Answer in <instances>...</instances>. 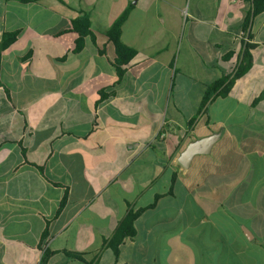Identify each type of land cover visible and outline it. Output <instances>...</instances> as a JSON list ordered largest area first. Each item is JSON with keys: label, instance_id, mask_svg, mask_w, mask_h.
<instances>
[{"label": "crops", "instance_id": "crops-1", "mask_svg": "<svg viewBox=\"0 0 264 264\" xmlns=\"http://www.w3.org/2000/svg\"><path fill=\"white\" fill-rule=\"evenodd\" d=\"M249 9L0 0V38L17 33L0 56V264H41L45 251L44 264H264V99L251 107L264 90V11L246 33L251 69L199 111L240 61ZM125 10L120 41L135 56L118 76L105 32ZM83 15L94 41L75 52ZM213 133L210 153L182 168L187 144ZM154 202L115 258L118 222Z\"/></svg>", "mask_w": 264, "mask_h": 264}, {"label": "trees", "instance_id": "trees-1", "mask_svg": "<svg viewBox=\"0 0 264 264\" xmlns=\"http://www.w3.org/2000/svg\"><path fill=\"white\" fill-rule=\"evenodd\" d=\"M21 3H27L29 0H17ZM250 4V9L245 15V18L242 23V32L245 34V38L242 39V50L240 54V61L237 66L226 75H222L218 80L206 86L203 93V98L199 107V111L205 109L207 104L210 103L214 98L220 97L225 98L228 96L232 86L235 81L242 76H244L252 66V54L251 51L256 47L255 44L249 43L248 40L251 38L248 34L249 28L252 24V21L255 17L263 13L264 11V0H244ZM128 15V11L125 10L109 27L105 32L107 39L113 44L115 49V59L113 61V67L118 76H121L123 70L122 67L127 65L131 59L135 56V51L127 46H125L120 41V29L123 23L125 22ZM72 29L77 33L78 38L75 41V52H79L84 46V38L89 36L92 41H94L93 33L90 30L89 18L86 15H83L79 18H76L72 21ZM16 32L12 33H3L0 38V56L1 52L8 48L16 39ZM231 54L227 55L225 60L230 57ZM264 99V90L261 92L259 97H257L251 107H256V105ZM174 177L172 178V183H174ZM168 194H172V185L168 190ZM159 196L155 197V201ZM155 204L152 203L146 208H139L137 210L129 209L125 216L118 222L112 236L107 241L106 245L112 250L113 255L117 258L119 254V247L125 238H132L136 235V230L134 227L135 220L137 217L146 209L153 207ZM63 201L60 203L62 207ZM59 207V208H60ZM46 237V234H43V239ZM65 255L70 258L80 262H85L82 254L64 252ZM51 255L50 252L45 251L43 254L41 264H44L48 257Z\"/></svg>", "mask_w": 264, "mask_h": 264}, {"label": "water", "instance_id": "water-1", "mask_svg": "<svg viewBox=\"0 0 264 264\" xmlns=\"http://www.w3.org/2000/svg\"><path fill=\"white\" fill-rule=\"evenodd\" d=\"M220 133H213L209 136L191 141L178 157V164L182 168H188L192 158L196 155H207L214 144L218 141Z\"/></svg>", "mask_w": 264, "mask_h": 264}, {"label": "rangeland", "instance_id": "rangeland-1", "mask_svg": "<svg viewBox=\"0 0 264 264\" xmlns=\"http://www.w3.org/2000/svg\"><path fill=\"white\" fill-rule=\"evenodd\" d=\"M180 53H182L181 51H180ZM177 55H178V53H177ZM177 55H176V59H177ZM181 55L179 54V57H180ZM182 77V73H180V71L177 73V75H176V80H175V83H177V81H178V79H180ZM222 107H224V105L222 106ZM213 111H215V109H212L211 111H210V113H211V115L213 116Z\"/></svg>", "mask_w": 264, "mask_h": 264}]
</instances>
